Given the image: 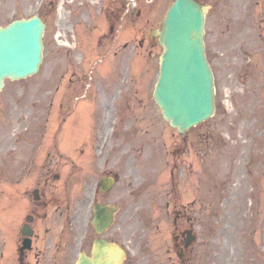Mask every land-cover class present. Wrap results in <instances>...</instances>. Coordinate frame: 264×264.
I'll use <instances>...</instances> for the list:
<instances>
[{
	"label": "rangeland",
	"instance_id": "374dc122",
	"mask_svg": "<svg viewBox=\"0 0 264 264\" xmlns=\"http://www.w3.org/2000/svg\"><path fill=\"white\" fill-rule=\"evenodd\" d=\"M62 1V10L68 13L64 20L58 14ZM120 1L127 3L128 12L118 22L117 41L108 51L109 46H94V37L104 30L98 13L104 0H0V25L31 15H41L46 23L38 73L5 81L0 113L42 112V126L54 129L52 142L63 117L70 113L64 124L69 128L65 140L70 147L72 132L73 138L90 134L100 105L108 113L110 107L119 113L118 144L126 129L138 132L133 139L134 131L130 136L126 130L127 201L117 215L118 224L126 216L122 242L128 247L126 264H179L174 237L190 227L196 241L184 253L186 264H264V0H200L210 5L205 42L214 72L216 111L185 138L161 117L152 99L161 47L149 31L159 25L172 0ZM76 11L83 13L80 20ZM122 43L127 60L111 55L112 50L122 51ZM242 43L248 50L240 48ZM121 73L129 92L123 98L125 106L117 108L111 89L120 85ZM13 97L25 108L16 109ZM104 119L99 121L101 138L112 116ZM82 140H77L78 145ZM89 140L93 143L95 137ZM185 148L190 150L188 155ZM251 150L254 154L249 156ZM90 154L87 147L84 159ZM118 155L111 152V157ZM189 168L193 170L187 177ZM170 170L180 182L175 210L166 207L171 198L167 196ZM203 170L207 172L205 211L196 203L195 210L181 215L183 205L197 195L194 185L198 186ZM118 192L119 186L109 198L116 200ZM0 193L7 200V182L0 181ZM30 261L38 264L35 257L30 256Z\"/></svg>",
	"mask_w": 264,
	"mask_h": 264
},
{
	"label": "flooded vegetation",
	"instance_id": "af4514ba",
	"mask_svg": "<svg viewBox=\"0 0 264 264\" xmlns=\"http://www.w3.org/2000/svg\"><path fill=\"white\" fill-rule=\"evenodd\" d=\"M23 135L18 137L22 140ZM10 149L8 181L10 193L8 202H0V210L7 212V227L10 232L11 264H29L30 256L37 263L45 261L48 249L54 248L51 256L54 263L59 254L64 253L69 245L80 244L82 240L89 244L95 238L93 227L85 223L91 216V202L107 203L106 192L96 187L98 171H92L88 178V187L82 196L71 191L73 171H64V160L74 161L70 155H64L57 145L34 144L29 147L20 145V149ZM50 147V149L48 148ZM5 155L0 154V177L5 178ZM94 164L100 166V175H112L113 165L109 157H99ZM98 177V178H99ZM25 181L21 189L15 184ZM97 192V194H96ZM126 192L121 191L120 197ZM25 229L27 232H23ZM125 227L107 229L104 236L109 240H121ZM24 242L28 247L21 249Z\"/></svg>",
	"mask_w": 264,
	"mask_h": 264
},
{
	"label": "water",
	"instance_id": "95a60500",
	"mask_svg": "<svg viewBox=\"0 0 264 264\" xmlns=\"http://www.w3.org/2000/svg\"><path fill=\"white\" fill-rule=\"evenodd\" d=\"M206 8L194 0H175L159 35L163 46L154 99L164 118L180 132L208 117L213 110L212 75L204 56L203 21ZM44 25L37 17L17 20L0 28V88L5 76L35 73L41 60ZM117 264L113 245L104 244ZM79 264H93L85 258Z\"/></svg>",
	"mask_w": 264,
	"mask_h": 264
}]
</instances>
